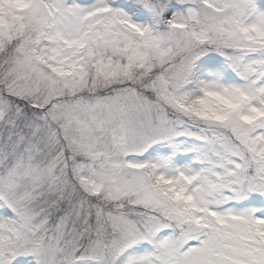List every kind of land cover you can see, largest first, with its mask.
I'll return each mask as SVG.
<instances>
[{
	"label": "snow or ice",
	"instance_id": "snow-or-ice-1",
	"mask_svg": "<svg viewBox=\"0 0 264 264\" xmlns=\"http://www.w3.org/2000/svg\"><path fill=\"white\" fill-rule=\"evenodd\" d=\"M0 264H264V0H0Z\"/></svg>",
	"mask_w": 264,
	"mask_h": 264
}]
</instances>
